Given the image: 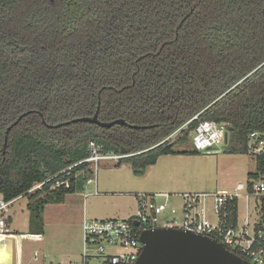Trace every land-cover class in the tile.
<instances>
[{"label": "trees", "instance_id": "trees-1", "mask_svg": "<svg viewBox=\"0 0 264 264\" xmlns=\"http://www.w3.org/2000/svg\"><path fill=\"white\" fill-rule=\"evenodd\" d=\"M204 120L226 153L264 131V0H0V192L28 194L30 226L83 188L91 142L142 175L196 153L169 138ZM56 174L70 186L27 193Z\"/></svg>", "mask_w": 264, "mask_h": 264}, {"label": "built area", "instance_id": "built-area-1", "mask_svg": "<svg viewBox=\"0 0 264 264\" xmlns=\"http://www.w3.org/2000/svg\"><path fill=\"white\" fill-rule=\"evenodd\" d=\"M226 141L225 124L214 120L199 122L191 134V146L197 152L211 149L217 144H226ZM246 153L255 163L253 175L248 177L245 183L237 184L233 191L180 194L182 204L178 208L182 212L181 222H176L175 217H171L159 224L160 214L167 208V203L159 198L168 199L171 196L163 192L129 193L137 203V212L125 219L84 217L82 264H88L90 257L101 259L102 264H132L141 251L142 243L139 237L142 231L158 227H177L206 235L221 242L225 248L251 264H264V131L253 130L247 134ZM120 157L122 155L102 152L99 145L90 143L87 157L78 162L88 163V168L93 173L87 177L86 182L92 184L94 190L85 193V197L100 194L96 176L99 162L118 160ZM78 163L67 167V171L63 170L61 173H68L71 167ZM51 180H54V183L50 189L70 186L69 179H61L56 174L44 181L35 182L27 193L42 189ZM19 197L21 196L6 199L0 192V235L11 233L9 210ZM239 198L245 201L242 220L239 216ZM207 199H210V204L206 203ZM232 201L236 203L233 204ZM228 204L236 207L234 219H231L233 210L227 209ZM175 212L177 206L173 205L171 213ZM211 214L216 220L210 219ZM135 221L137 224H134ZM107 247L117 248V251H107Z\"/></svg>", "mask_w": 264, "mask_h": 264}, {"label": "rangeland", "instance_id": "rangeland-1", "mask_svg": "<svg viewBox=\"0 0 264 264\" xmlns=\"http://www.w3.org/2000/svg\"><path fill=\"white\" fill-rule=\"evenodd\" d=\"M185 128L175 131L169 141L175 144V149L193 150L192 132L184 134ZM224 147V143L217 144L211 149L182 155V159L163 156L142 175L133 174L127 162L115 166L117 160L100 161L96 176L102 195H89L85 199L86 207L91 210L87 217L125 219L137 212V203L129 193L163 192L171 196L168 199L159 198L167 203V208L160 214L159 224L171 217H175L174 221L181 222L182 212L173 198L178 197V202L181 203L179 195L185 192L215 193L223 188L233 191L236 184L245 183L247 173L254 170L255 163L247 153H226ZM83 189L72 196L74 202L81 198V193L93 191L94 186L85 181ZM44 195L41 192L38 198ZM27 201L28 194L16 199L10 207L11 233L0 235V264H69L68 255H71L72 264H82V240L79 242L74 224L66 230L60 229L56 222L62 215L55 208L54 213L48 211L45 222L42 220V224L34 223L30 226ZM206 203L210 204V199ZM173 205L177 206L174 214L171 213ZM238 208L242 220L245 209L243 198H239ZM69 212L66 215L73 220L79 211ZM210 219L216 220L213 214ZM41 228L44 232L38 233ZM107 251L115 252L117 248L107 247ZM88 260V264H102L98 258L90 257Z\"/></svg>", "mask_w": 264, "mask_h": 264}, {"label": "water", "instance_id": "water-1", "mask_svg": "<svg viewBox=\"0 0 264 264\" xmlns=\"http://www.w3.org/2000/svg\"><path fill=\"white\" fill-rule=\"evenodd\" d=\"M78 120L110 127L124 123L122 119L109 122L92 117ZM134 224H137L136 221ZM141 251L132 264H251L225 246L206 235L177 227H158L142 231L139 237Z\"/></svg>", "mask_w": 264, "mask_h": 264}, {"label": "crops", "instance_id": "crops-1", "mask_svg": "<svg viewBox=\"0 0 264 264\" xmlns=\"http://www.w3.org/2000/svg\"><path fill=\"white\" fill-rule=\"evenodd\" d=\"M182 155H187V154H165V155L159 156L158 158H161L163 156H166V158H169V156H171V157H174V158L176 157L177 159H182V158H184ZM251 172L252 171H249L247 173V175L249 173H251ZM239 183H243V182H238L237 184H239ZM97 187H98V183H97ZM81 190H84V189L82 188ZM221 191H228V190L223 188ZM146 193H151V192H146ZM153 193H157V192H153ZM74 194H76V192L75 193H68V194H66L61 202H56V203L51 202V203H47L43 207L42 220H43V222H45V218L47 217L48 211L54 213L55 212V208H56L57 209L56 212L57 213L59 212V214L62 215L60 218H58L56 224L61 227L60 229L64 228L65 230L67 229L68 226H70L71 224H74V226L77 229L78 239H79V242H80L82 240V221H83L84 217H87V215L91 213V210H89L86 207V205H85V201H86L85 199L89 195L87 197H85V193H81V195H80L81 198L79 200H77V201L74 202V199L72 197ZM98 195H102L101 192ZM179 200L180 199H178V197L173 198V201L178 206H180L182 204V202L181 203L178 202ZM67 206H69V207H67ZM58 209L61 210V212ZM73 210H77L79 212H77V214L74 216V219L72 220L66 214H68V211L72 212ZM9 213H10V211H9ZM11 220H12V218H11V215H10V219H9V223L10 224H11ZM42 232H44V230ZM67 261L69 262V264H72L73 263L72 258H71V255H68Z\"/></svg>", "mask_w": 264, "mask_h": 264}]
</instances>
